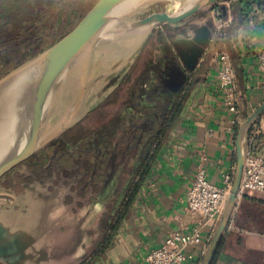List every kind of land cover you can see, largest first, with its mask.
Returning a JSON list of instances; mask_svg holds the SVG:
<instances>
[{
    "label": "crops",
    "instance_id": "1",
    "mask_svg": "<svg viewBox=\"0 0 264 264\" xmlns=\"http://www.w3.org/2000/svg\"><path fill=\"white\" fill-rule=\"evenodd\" d=\"M240 1L230 3L226 13L222 10L231 22L225 37L214 42V48L228 53L233 63L239 121L264 101V72L257 69V52L264 47V32L259 25L248 26L241 15ZM167 43L172 50L168 40ZM215 67L211 54L198 60L190 74V88L187 91L183 84L180 89L186 94L180 114L172 119L168 131L151 143L148 159L140 165L142 170L150 161L145 179L134 189L137 179L133 195L131 191L118 203L90 252H84L83 242L74 244V252L80 254L74 264H147V252L175 230H198L211 239L217 223L188 211L186 192L199 165L204 167L208 180L217 185L223 174L235 168L238 125L232 123L233 115L223 104ZM194 88L197 92L186 109V100ZM121 99L120 96L117 102ZM253 128L259 131L256 148L264 153V112ZM96 217L100 224L99 212ZM229 222L231 228L227 226L212 264H264V193L244 191L237 198ZM187 251L197 253L198 247ZM201 258L195 256L184 264H199Z\"/></svg>",
    "mask_w": 264,
    "mask_h": 264
},
{
    "label": "water",
    "instance_id": "2",
    "mask_svg": "<svg viewBox=\"0 0 264 264\" xmlns=\"http://www.w3.org/2000/svg\"><path fill=\"white\" fill-rule=\"evenodd\" d=\"M219 1L229 0H97L67 34L2 75L0 177L100 106L120 85L157 27L167 24L175 29ZM207 24V42L196 60L188 63L185 84L209 41L211 20L190 31L189 35L201 32ZM196 92L194 88L189 94L186 109ZM263 112L264 101L238 123L230 191L199 264H212L223 240L237 203L246 140ZM27 191L0 192V215L22 218L24 213L14 205L20 200L25 202ZM2 233L0 221V262L22 264L18 234L3 239Z\"/></svg>",
    "mask_w": 264,
    "mask_h": 264
},
{
    "label": "flooded vegetation",
    "instance_id": "3",
    "mask_svg": "<svg viewBox=\"0 0 264 264\" xmlns=\"http://www.w3.org/2000/svg\"><path fill=\"white\" fill-rule=\"evenodd\" d=\"M96 1L92 0L90 3L85 1L82 4L75 1L72 5L71 0H59L58 6L51 10L50 7L55 5V0H0V77L67 34ZM62 2L71 5L66 12L61 9ZM48 11H51L49 17L46 16ZM43 18L50 19L47 29L46 26L38 27L37 22ZM207 19H210L209 13L199 16L195 14L175 29L164 24V31L168 37L165 34L155 36L158 44L151 45L139 62L138 59L156 31L154 30L131 69L113 91V93L119 89L123 91L121 102L114 103L112 109L105 108L104 110H107L98 117L99 120L108 116V125L103 128L101 122L90 126L78 123L1 176L0 192L14 191L16 194H23L28 180L32 179L33 175L42 179L40 174L42 167L52 165L55 160L54 166L62 178L67 179L68 176L77 174L76 179L79 180L74 188L77 196H83L85 187L92 189L88 202L92 210L100 213V224L104 226L118 203L131 193L141 172L140 165L148 159L151 143L168 131L172 119L180 114L179 107L185 101L186 94L182 92L183 90H177L179 92L174 93L176 96L173 99L175 89L169 95L171 102L174 100L171 106L160 107L158 103L161 101H156L158 99L150 100V103L146 99L148 92L159 86L162 78L166 77V65L175 57V52L171 50L167 40L172 45L173 38L189 35L193 28ZM30 26L33 29L31 33L27 30ZM177 62L186 74L185 67L179 60ZM114 118L120 119L118 125L112 123ZM144 119L148 125L146 128L141 126ZM119 130L133 135V140L143 138L142 144L134 145V151L127 153L126 157L124 146L119 147L118 153L124 156V164L122 167L109 166L107 162L109 149ZM63 152L68 154L63 157ZM110 170L113 174H110ZM50 172L51 168H48L45 173ZM95 194L100 197L94 198ZM23 205L20 200L14 208L21 209Z\"/></svg>",
    "mask_w": 264,
    "mask_h": 264
},
{
    "label": "rangeland",
    "instance_id": "4",
    "mask_svg": "<svg viewBox=\"0 0 264 264\" xmlns=\"http://www.w3.org/2000/svg\"><path fill=\"white\" fill-rule=\"evenodd\" d=\"M75 1L82 4L85 1L86 3H90L92 0H71L72 5ZM58 4L59 0H55V5L50 7V9L54 10ZM69 6L71 5L62 2V11L66 12ZM210 8L211 5L206 6L197 12L196 15H207ZM50 15L51 11H48L46 16L49 17ZM49 21V18L41 19L37 22L38 27L46 26L47 29ZM208 29H210L209 24H207L201 32H194L191 35L176 36L171 40L175 57L166 65V77L162 78L160 85L148 92L146 99L149 103L156 98L158 99L156 101H161V103H158L160 107L172 105L174 100L171 102V96H169L170 92L175 89L176 91L173 92V95L174 93L178 94L181 88V82L185 81V73L179 67L177 60L182 63L186 70V67L191 64L193 60H196L204 44H206ZM27 30L30 33L33 32L32 26ZM155 30V33L143 50L142 56L138 59L139 62H141L148 49L151 48V45L157 42V37L155 36H163V34H165L168 37L167 33L164 31V24L160 25ZM187 70H189V68ZM188 76H190V74ZM188 80L189 82L186 84L187 91L191 86L190 83L192 79L190 80L189 77ZM122 94L123 91L120 89L114 92L100 107L90 112L80 124L90 126L94 123L101 122V127H106L109 122L108 116L100 118L99 120L98 117L108 108L113 107V104L117 103L120 96L123 97ZM175 96L176 95L173 96V99ZM105 108L107 109L104 110ZM112 120V123H117V125L120 123L119 118H114ZM141 124L142 128L148 126L145 119ZM132 137L133 135H129V133L125 131H117L115 139L112 140L109 149L110 155L107 160L108 164H110L109 166L119 165L122 167L124 164L125 158L118 153L119 147L124 146L126 157L127 153L134 151V145L142 144L141 141L143 138L133 140ZM67 154V152H63L62 156L64 157ZM53 162L52 165L47 164L42 167L40 173L42 179L33 175V177H31L32 179L28 180L26 186V190L28 189L27 198L23 207L20 209V212L24 213L23 217L16 220L18 217L6 218L0 215V221L3 225V239L10 235L17 237L16 234H18L19 236L20 242L18 240L17 248L23 256L22 259H24L21 262L22 264H74L78 259L77 257L80 255L74 252V244L76 242H83L84 252H90L99 240L102 231V224H99V222L97 223V212L92 210L88 202L93 192L92 189H89L90 187H85L83 196H77V191L74 189L75 183L79 180L76 179L77 174H73V176L70 175L67 179H64ZM48 168H51L50 174L45 173ZM108 170L109 168L107 167L106 171ZM110 174H113L112 170H110ZM93 196L94 198L100 197L96 194ZM46 257L47 262L43 263Z\"/></svg>",
    "mask_w": 264,
    "mask_h": 264
},
{
    "label": "built area",
    "instance_id": "5",
    "mask_svg": "<svg viewBox=\"0 0 264 264\" xmlns=\"http://www.w3.org/2000/svg\"><path fill=\"white\" fill-rule=\"evenodd\" d=\"M237 0L219 1L211 5L209 17L212 23L209 41L201 57L211 54L215 67V81L222 92L223 104L233 115L232 123L238 125V94L236 75L232 60L228 53L214 48V42L226 35V28L231 18L226 13L230 3ZM224 6V8H222ZM241 15L248 26L259 25L264 32V0H241ZM225 9V13L222 10ZM201 59V58H200ZM257 69L264 72V47L257 52ZM258 130L251 128L246 144L240 184L239 197L244 191L264 193V153L256 148L255 140ZM233 171L223 174L221 184L217 185L205 175V169L199 165L194 178L186 192V209L201 214L206 220L217 223L225 200L229 194ZM231 228V223H228ZM210 238H205L198 230L171 232L157 247L150 249L145 260L147 264H184L195 256L202 257ZM198 247L197 253L188 252L189 247Z\"/></svg>",
    "mask_w": 264,
    "mask_h": 264
},
{
    "label": "trees",
    "instance_id": "6",
    "mask_svg": "<svg viewBox=\"0 0 264 264\" xmlns=\"http://www.w3.org/2000/svg\"><path fill=\"white\" fill-rule=\"evenodd\" d=\"M150 165H151L150 161H148V162H146L144 164L143 169L141 170V172H140V174L138 176V183H137V185H135L134 189H136L139 186L140 182H143V180L145 179V177H146V175H147V173H148V171L150 169ZM131 195H133V191H132Z\"/></svg>",
    "mask_w": 264,
    "mask_h": 264
}]
</instances>
